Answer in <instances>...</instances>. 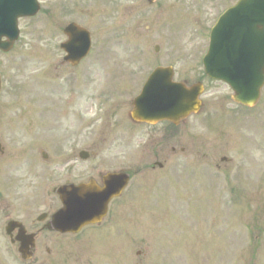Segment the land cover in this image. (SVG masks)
Here are the masks:
<instances>
[{"label": "rangeland", "instance_id": "rangeland-1", "mask_svg": "<svg viewBox=\"0 0 264 264\" xmlns=\"http://www.w3.org/2000/svg\"><path fill=\"white\" fill-rule=\"evenodd\" d=\"M42 1L49 3L50 11L24 21L16 48L8 55L0 53L3 83L14 84L4 89L17 93L0 103L1 107L15 102L6 116L0 109V125L6 123L0 127L6 155L0 160V190L5 184L12 190L4 187V195L9 191L10 198H18L9 209L0 207V264H264V89L258 105L245 109L229 103L230 90L219 84L209 86L205 109L178 128L177 140L147 128L154 136L151 142L142 136L146 130L139 128L136 134L126 133L129 143L118 150L122 142L104 145L115 134L99 128V148L107 153L117 149V154L105 158L109 167L145 169L134 176L102 227L85 229L75 237L42 234L34 259L20 260L5 234L6 215L16 209L13 217L30 224L45 211L41 195L40 200L33 199L35 204L23 205L30 192L21 198V187L13 179L14 172L21 178L26 166L18 165L17 172L11 166L13 156L22 155L16 149L28 145L24 123L14 122L15 115L26 110L25 92L58 78L80 82L82 91L84 84L94 82L99 94L109 86L108 79L127 73L125 93L131 102L157 66H173L178 81L192 83L202 75L210 29L237 0H157L153 5L147 0ZM71 22L93 35V54L80 75L60 62L58 42ZM90 107L81 101L82 114ZM171 146L175 156L164 170L151 173L146 168L153 163L148 153ZM223 157L229 161L221 163ZM10 198L4 197L5 206Z\"/></svg>", "mask_w": 264, "mask_h": 264}, {"label": "flooded vegetation", "instance_id": "flooded-vegetation-1", "mask_svg": "<svg viewBox=\"0 0 264 264\" xmlns=\"http://www.w3.org/2000/svg\"><path fill=\"white\" fill-rule=\"evenodd\" d=\"M83 86V91L81 83L60 84L57 88L52 89L46 86L32 88L25 92V96L28 97L26 110H21L19 114L15 115V123L20 121L24 123V131L28 139V146L25 151L32 156L31 161L28 160L26 163L27 167L21 170V178H15V175L18 174L17 170V173L13 175V179L21 187V198L30 192L28 201L23 199L26 204H35L33 199L40 200L36 191L39 184L44 183L42 185L44 188L41 190L42 198L40 204L45 208V211L39 214L36 220H34L35 218L31 220L30 224L27 223V220H22L27 230L36 235L35 240L37 242H39L41 234L58 235L49 231L54 215L62 208L61 197L56 193L58 188L82 183H93L98 187H103V182H106V175L109 171L123 170L106 167L108 162H106L105 158L114 156L115 153L117 154V149L112 150L115 153L104 152V162L102 161L101 153L98 149L100 143L97 142L98 122L103 123L101 129H109V136L115 134L110 137V141L108 139L105 140L104 145L108 144L114 147L117 143L122 142L118 150L125 148L124 145L128 139L126 133L129 130L135 134L137 133L135 131L136 128L147 126L137 124L130 119L131 102L128 94L125 93L128 84H117V89H114L116 90L115 97L113 96L114 98L112 97L109 103L101 100L100 102L103 103L104 107L100 109H98L99 97L95 84L90 82ZM104 95L110 97L108 93ZM3 96L15 98L17 93L12 94L5 91ZM82 100L91 105L90 111L86 114H82L80 110ZM13 103L15 104L14 101ZM12 106L14 105L9 103L1 106L4 116L13 109ZM91 115L94 118L87 119ZM122 123L124 125H121ZM2 125L4 126L6 123ZM118 126H121L123 130L118 131ZM159 126H162V124L148 127L156 129ZM166 128L164 127L163 129L165 138L176 139L174 128L170 130V134ZM21 132L23 133V130ZM60 137H66L68 141L65 143L57 142ZM168 151L169 155L167 154ZM45 152L48 155L46 158H42L43 163L41 165H39V162L35 163L34 161L37 158H34V155L41 156ZM181 152L184 153V149H181ZM82 153L88 154V159L83 162L80 161ZM148 154L154 160L151 167L154 172L159 161L162 160L165 165L169 163L175 156L176 149L174 147L157 149L152 154L150 152ZM1 156H4V153ZM48 183H51V185L48 186ZM12 208H15L14 204ZM15 210L13 212H16ZM17 232H15V235Z\"/></svg>", "mask_w": 264, "mask_h": 264}, {"label": "water", "instance_id": "water-1", "mask_svg": "<svg viewBox=\"0 0 264 264\" xmlns=\"http://www.w3.org/2000/svg\"><path fill=\"white\" fill-rule=\"evenodd\" d=\"M17 1V4L0 5V49L4 52L12 48L13 42L17 38V19L33 16L37 12V8H29L31 0ZM20 3L23 5L20 6ZM224 26H250L246 28L247 33L244 36L234 40L233 47L238 53L239 42L250 38L252 32L258 31L256 27H264V0H241L238 5L228 10L212 32L210 51L204 59L207 74L230 84L235 91L233 99L236 102L245 106H253L259 100L264 83V51L258 49V52L254 54H252L254 51L251 52L250 60L256 65L252 71L242 69L240 72L237 68H226L224 56H221L223 49L220 40V33ZM66 33L72 39V47L67 50L75 53L72 54V58L82 59L90 48L89 34L74 24L66 29ZM259 33L257 35L261 36L264 31H259ZM3 35L8 38V42H1ZM164 73H166L165 70H156L144 87L142 94L135 100L132 112V118L135 121L170 119L178 123L191 113L197 112L200 105L198 102L201 93L200 87L189 89L181 84L162 82L161 77ZM113 184L102 196H70L64 202L66 209L58 215L61 225L55 228L63 233H75L85 225L100 219L104 215L105 207L110 199L123 189V184L120 182H113ZM79 191L77 190V192ZM21 242L20 252L23 258L30 259L32 257L30 247L32 248L34 245L33 240L23 238Z\"/></svg>", "mask_w": 264, "mask_h": 264}]
</instances>
